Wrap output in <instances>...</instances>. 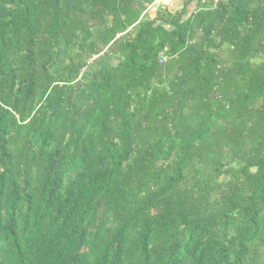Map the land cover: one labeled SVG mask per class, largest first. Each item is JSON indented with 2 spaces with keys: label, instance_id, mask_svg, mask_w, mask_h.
I'll use <instances>...</instances> for the list:
<instances>
[{
  "label": "trees",
  "instance_id": "16d2710c",
  "mask_svg": "<svg viewBox=\"0 0 264 264\" xmlns=\"http://www.w3.org/2000/svg\"><path fill=\"white\" fill-rule=\"evenodd\" d=\"M0 264H264V0H0Z\"/></svg>",
  "mask_w": 264,
  "mask_h": 264
},
{
  "label": "bare ground",
  "instance_id": "6f19581e",
  "mask_svg": "<svg viewBox=\"0 0 264 264\" xmlns=\"http://www.w3.org/2000/svg\"><path fill=\"white\" fill-rule=\"evenodd\" d=\"M205 11V10H204ZM77 17V16H76ZM221 21V20H220ZM185 30V29H184ZM241 30V29H240ZM132 37V36H131ZM181 40V39H180Z\"/></svg>",
  "mask_w": 264,
  "mask_h": 264
}]
</instances>
